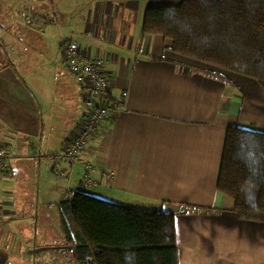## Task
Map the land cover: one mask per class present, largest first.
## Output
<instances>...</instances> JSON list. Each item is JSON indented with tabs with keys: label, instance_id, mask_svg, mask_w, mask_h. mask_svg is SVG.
<instances>
[{
	"label": "crops",
	"instance_id": "obj_1",
	"mask_svg": "<svg viewBox=\"0 0 264 264\" xmlns=\"http://www.w3.org/2000/svg\"><path fill=\"white\" fill-rule=\"evenodd\" d=\"M160 1L0 0V146L8 158L0 175V264L15 255L24 258L19 264H81L76 247L61 248L63 255L36 250L43 257L34 262L18 251L9 192L17 161H32L37 174L47 162L56 176L70 167L61 156L84 124L90 86L66 66L63 35L105 61L112 99L128 94L126 109L111 114L80 154L95 170L86 173L77 161L71 186L61 179L67 197L83 192L76 187L88 174L98 198L173 212L180 264H264V219L238 216L234 200L217 190L227 129L264 133V88L144 35V13Z\"/></svg>",
	"mask_w": 264,
	"mask_h": 264
},
{
	"label": "trees",
	"instance_id": "obj_2",
	"mask_svg": "<svg viewBox=\"0 0 264 264\" xmlns=\"http://www.w3.org/2000/svg\"><path fill=\"white\" fill-rule=\"evenodd\" d=\"M144 35L171 42L190 61L255 81L264 88V0H183L150 6ZM217 190L246 219H264V133L227 129ZM67 247L81 264H180L176 216L125 206L81 191L59 202ZM66 252H62V255Z\"/></svg>",
	"mask_w": 264,
	"mask_h": 264
},
{
	"label": "rangeland",
	"instance_id": "obj_3",
	"mask_svg": "<svg viewBox=\"0 0 264 264\" xmlns=\"http://www.w3.org/2000/svg\"><path fill=\"white\" fill-rule=\"evenodd\" d=\"M160 2L178 4L173 0ZM32 163V161L15 162L10 176L12 184L9 192L14 199L16 209L14 224L15 232L19 236L17 250L28 251L34 262L35 258L43 257L36 255V250L45 249L61 254V248L67 247L60 227L59 202L66 199L68 193L66 184L53 171L50 172V168H46L48 162L45 163L42 174L34 172L31 168ZM20 164L22 166H19ZM76 188L95 197L101 196L99 189L90 186ZM49 189L55 192H50ZM23 259L15 255L9 264H19ZM46 260L49 261V258Z\"/></svg>",
	"mask_w": 264,
	"mask_h": 264
},
{
	"label": "built area",
	"instance_id": "obj_4",
	"mask_svg": "<svg viewBox=\"0 0 264 264\" xmlns=\"http://www.w3.org/2000/svg\"><path fill=\"white\" fill-rule=\"evenodd\" d=\"M62 48L66 66L76 76L80 83L90 86L89 96L85 101L84 124L79 133L68 143L62 161L70 164L68 170H58L57 176L71 186L74 164L82 163L86 173L94 171L95 167L80 159L81 152L87 144L100 132L102 124L111 115L126 109L125 98L127 92H123L118 99H112L110 83L104 74L105 61L102 58L93 57L80 47L76 46L68 36H62ZM8 170V158L6 149L0 146V175ZM85 186H93L96 182L86 175Z\"/></svg>",
	"mask_w": 264,
	"mask_h": 264
},
{
	"label": "water",
	"instance_id": "obj_5",
	"mask_svg": "<svg viewBox=\"0 0 264 264\" xmlns=\"http://www.w3.org/2000/svg\"><path fill=\"white\" fill-rule=\"evenodd\" d=\"M53 168V167H52ZM52 170V169H51Z\"/></svg>",
	"mask_w": 264,
	"mask_h": 264
}]
</instances>
